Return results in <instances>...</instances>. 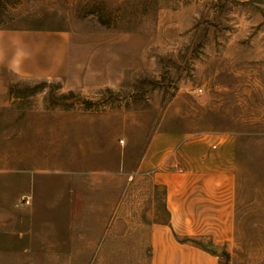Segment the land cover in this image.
I'll use <instances>...</instances> for the list:
<instances>
[{"label":"rangeland","instance_id":"obj_1","mask_svg":"<svg viewBox=\"0 0 264 264\" xmlns=\"http://www.w3.org/2000/svg\"><path fill=\"white\" fill-rule=\"evenodd\" d=\"M0 29L68 37L58 77L0 69V264H181L152 225L196 171L226 235L176 239L264 264V0H0Z\"/></svg>","mask_w":264,"mask_h":264},{"label":"crops","instance_id":"obj_2","mask_svg":"<svg viewBox=\"0 0 264 264\" xmlns=\"http://www.w3.org/2000/svg\"><path fill=\"white\" fill-rule=\"evenodd\" d=\"M67 52L68 37L62 32L0 29V69L18 76L58 77L67 69ZM170 138L172 144L175 143L177 138L174 136ZM209 172L211 171H196L194 174L187 173L182 176L181 178L185 180L182 188L184 191L180 187H175L178 178L177 174H172V186L168 189L169 194L166 197V208L170 217L168 221L152 225L159 227L161 232L166 231L167 236L170 235L168 243L171 247L166 248V256L182 261L181 264H217V257L190 238L183 241L176 238L198 235L199 228L216 229L215 234L220 235L215 237L226 235L224 229L228 228L229 208L227 194L223 189L215 187L206 189L208 193H204L203 189L198 190L193 185L194 183L197 185V180L202 179L206 180L208 185L214 182L216 186H223L225 176L220 172ZM181 191L182 197L179 198ZM208 210L212 215L203 216ZM200 234L208 236L206 238L214 236L210 231ZM160 254L163 252L160 251Z\"/></svg>","mask_w":264,"mask_h":264},{"label":"built area","instance_id":"obj_3","mask_svg":"<svg viewBox=\"0 0 264 264\" xmlns=\"http://www.w3.org/2000/svg\"><path fill=\"white\" fill-rule=\"evenodd\" d=\"M199 92H201L202 91V87H200L199 89H197Z\"/></svg>","mask_w":264,"mask_h":264},{"label":"water","instance_id":"obj_4","mask_svg":"<svg viewBox=\"0 0 264 264\" xmlns=\"http://www.w3.org/2000/svg\"><path fill=\"white\" fill-rule=\"evenodd\" d=\"M218 250V249H217Z\"/></svg>","mask_w":264,"mask_h":264}]
</instances>
